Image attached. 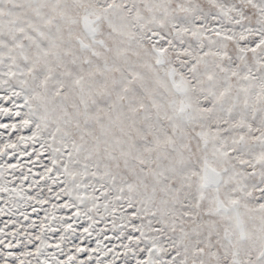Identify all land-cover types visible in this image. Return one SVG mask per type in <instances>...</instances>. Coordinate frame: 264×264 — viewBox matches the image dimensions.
I'll return each mask as SVG.
<instances>
[{
	"label": "snow or ice",
	"instance_id": "obj_1",
	"mask_svg": "<svg viewBox=\"0 0 264 264\" xmlns=\"http://www.w3.org/2000/svg\"><path fill=\"white\" fill-rule=\"evenodd\" d=\"M0 264H264V0H0Z\"/></svg>",
	"mask_w": 264,
	"mask_h": 264
}]
</instances>
